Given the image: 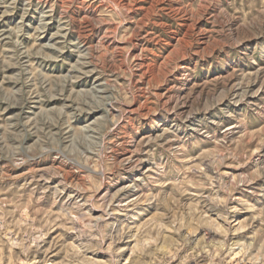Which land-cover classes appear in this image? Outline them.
<instances>
[{"label":"rangeland","instance_id":"374dc122","mask_svg":"<svg viewBox=\"0 0 264 264\" xmlns=\"http://www.w3.org/2000/svg\"><path fill=\"white\" fill-rule=\"evenodd\" d=\"M120 9L126 12L118 15ZM214 15L203 0H0V264H264V61L214 64ZM129 80L145 90L133 114L150 110L157 97L166 106L186 98L188 111L226 108L236 118L217 121L218 134L202 150L189 148L178 132L179 139L161 138L133 155L136 144L171 127L160 113L158 129L145 117L135 143L115 156L128 163L93 190L89 177L69 173L59 155L45 151L38 129L56 131L47 122L71 103L64 94L86 99ZM104 115L95 108L89 121L73 122L74 147L89 143L84 127L99 126ZM181 143L175 165L153 172L152 161L159 164ZM10 158L25 163L12 166ZM145 173L151 179L141 181ZM132 200L140 202L127 207ZM69 217L83 221L85 232L89 218L99 219L107 248L81 247L85 237Z\"/></svg>","mask_w":264,"mask_h":264},{"label":"clouds","instance_id":"9594fccd","mask_svg":"<svg viewBox=\"0 0 264 264\" xmlns=\"http://www.w3.org/2000/svg\"><path fill=\"white\" fill-rule=\"evenodd\" d=\"M83 2L88 4L92 0H83ZM203 6L205 9H213L215 13L211 17L214 21L213 31L220 38L218 41L213 40L208 49V53H215L212 57L214 64L223 67L229 65L230 61L235 60H242L251 65L264 61V40L260 39L264 37V0H229L227 7H221L220 0H203ZM217 9L219 10L217 11ZM125 12L126 9H120L117 14ZM238 18L243 19L245 22L238 24V26H228L229 20ZM242 45L243 47H241ZM60 50L62 51L63 49ZM27 51L26 49L25 53ZM201 58H203V55ZM94 62L89 61V63ZM81 68H83V62L73 63L70 68L73 75L66 77V81L70 82ZM27 82V80L24 81V83ZM144 91L136 88L131 80H129L123 87L115 88L110 93L107 87L96 89V95L89 96L86 99H80L74 92L64 94V100L71 101V103L66 102L64 108L57 110L55 119L47 122L54 125L56 131L52 132L51 128L45 131L44 127H39L38 129L42 139L49 146L45 151L50 149L55 155H59L61 163L69 168V173L76 172L89 177L90 181L94 182L93 190H95L96 187L105 183L109 173L115 172L116 169L122 168L128 163V160L117 161L115 156L126 151L128 145L135 143V135H138L140 130L145 127V124L140 123L145 117H147L146 123L148 126L158 129L161 127V122L154 117L156 113H160L164 120H170L171 127L169 128V132L164 134V137L145 139L136 144L133 155L141 151L143 145L154 143L161 138L164 139V143L166 144L170 143L172 137L179 139L177 136L178 132L183 133L184 143L189 148L192 150H202L204 142L214 139L218 134L221 125L217 121L229 116H232L234 119L236 118L226 108L224 110L217 108L214 113H210L208 108L196 107H192L191 111H188L183 108V104L187 103L186 98H174L172 104L166 106L160 103L162 98L157 97L150 110L135 109V114H133L132 104L144 95ZM46 98L50 97H41V99ZM95 108L104 110L105 115L102 121L99 122V126L95 121L88 123L84 127V131L90 137L89 143L74 147L73 138L78 129L73 126V122L77 118H80L81 121H89ZM110 109L117 111L115 118H113ZM198 112L202 113V115L193 121V116ZM121 121H124V123L121 124ZM24 123L27 125L31 121H24ZM33 127H36V125H33ZM27 130L31 131L32 129L29 128ZM183 146V143L178 144L168 158L162 159L159 164H156L153 160L152 162L155 164V167L152 171H160L163 174L166 165L169 167L174 166L175 161L179 158L176 154L183 149ZM153 155L154 153L149 152V158ZM73 161H78V163H73ZM9 163L12 166H18L25 163V160L10 158ZM110 179L113 182H119L124 177L112 176ZM150 179L151 176L148 173L140 177L141 181ZM61 184L65 187L68 186L67 174L64 176ZM195 186L199 187V185ZM161 187H163V183H161ZM43 191L47 192L48 190L44 189ZM54 191L59 196L62 193V188L57 186ZM190 195L202 196L203 194L194 192L190 193ZM139 202V200L127 202V207L135 208V205ZM85 203H92L91 197ZM120 210L126 211L127 209L121 206ZM104 211L108 212L107 204L104 205ZM108 214L110 215L111 213ZM104 218L106 219V217ZM69 219L72 221V225L78 234H82L85 237V239L81 240V247L107 248L104 244L106 239L104 227L106 226L101 225L99 219L89 218V224L84 225L85 228L90 229L87 232L80 227L83 221L72 217H69ZM176 243H179V241H176ZM166 264H170V262H166Z\"/></svg>","mask_w":264,"mask_h":264}]
</instances>
